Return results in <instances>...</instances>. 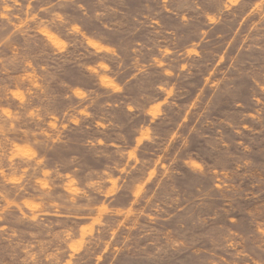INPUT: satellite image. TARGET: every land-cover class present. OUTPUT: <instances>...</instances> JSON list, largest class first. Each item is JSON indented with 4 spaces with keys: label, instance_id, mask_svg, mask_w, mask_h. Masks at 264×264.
<instances>
[{
    "label": "clouds",
    "instance_id": "obj_1",
    "mask_svg": "<svg viewBox=\"0 0 264 264\" xmlns=\"http://www.w3.org/2000/svg\"><path fill=\"white\" fill-rule=\"evenodd\" d=\"M0 264H264V0H0Z\"/></svg>",
    "mask_w": 264,
    "mask_h": 264
}]
</instances>
